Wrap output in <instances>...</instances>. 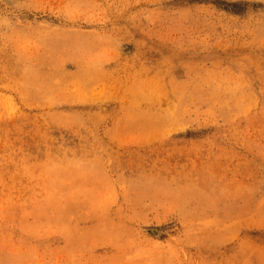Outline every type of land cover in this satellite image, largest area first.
<instances>
[{"label":"rangeland","instance_id":"1","mask_svg":"<svg viewBox=\"0 0 264 264\" xmlns=\"http://www.w3.org/2000/svg\"><path fill=\"white\" fill-rule=\"evenodd\" d=\"M0 264H264V0H0Z\"/></svg>","mask_w":264,"mask_h":264}]
</instances>
